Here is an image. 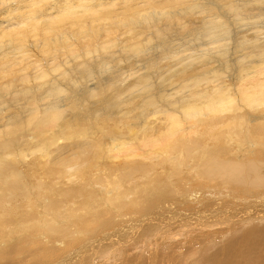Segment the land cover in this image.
<instances>
[{"label": "bare ground", "instance_id": "1", "mask_svg": "<svg viewBox=\"0 0 264 264\" xmlns=\"http://www.w3.org/2000/svg\"><path fill=\"white\" fill-rule=\"evenodd\" d=\"M0 8V264H78L98 241L81 244L90 217L145 222V206L128 209L151 192L148 180L189 199L203 177L242 186L264 206V0H0ZM197 24L215 39L208 48L194 43ZM174 25L193 43L175 45ZM134 60L161 66L162 82ZM239 208L226 216L264 220ZM53 234L64 239L53 243ZM26 241L28 249L12 246ZM243 242L241 260L260 245ZM256 250L247 261L264 264Z\"/></svg>", "mask_w": 264, "mask_h": 264}, {"label": "rangeland", "instance_id": "2", "mask_svg": "<svg viewBox=\"0 0 264 264\" xmlns=\"http://www.w3.org/2000/svg\"><path fill=\"white\" fill-rule=\"evenodd\" d=\"M2 13L3 10L0 8V22L3 20L2 16H5L6 14ZM198 25L199 24H197L196 28L200 32V39L197 38V42L195 41L194 43L197 45V49L198 47L200 49L208 48L210 45L208 42H214L215 39H210V36L207 35L205 30L200 31V28H204L200 25L199 27ZM172 30L174 33H172L173 35L171 37L175 45L179 38L180 40L188 41L192 37V35H188V33H185L182 29H178L176 25L172 26ZM233 30L236 29L233 28ZM150 33L153 34L151 31ZM154 38L153 34L152 39L154 42L151 41L149 43L150 46H154L155 40L156 42L158 41L157 38H155V40ZM191 39L188 42L191 43L192 41L193 43V40ZM99 40L101 39H98V41ZM181 43L182 44L178 46L180 50L186 47L184 42ZM206 43L208 44L206 45ZM230 46L233 47L232 49H236L232 42ZM152 49L155 50L154 47ZM238 49L239 48H237L236 51H238ZM157 50H159V48ZM234 50H230L232 53H230L231 58L233 57ZM236 54L239 56V53ZM233 61V59L229 60L231 63ZM133 63L134 70L137 68H141L142 70L143 68L142 71L146 72L150 69L148 81L152 80V82L155 83L159 80V82H162L159 78V76H164V70L159 69L161 66L152 69L151 66L149 68L144 65L143 62L134 60ZM173 64L175 66L177 65L175 63ZM129 66V64L123 65L124 71L130 72L131 67ZM118 67L121 66L119 65L116 68ZM157 70L160 71L157 72ZM176 86L177 85H173L172 88H175ZM184 91L187 92V90ZM61 94V98H64L66 92H64L63 95ZM148 181L149 182L145 184L150 186L151 192L146 195L140 191L139 197L144 199L139 201L134 207L128 209L132 212L137 206L142 205V208L145 206L146 209L143 208L144 210L141 213L142 216L144 215L146 217L145 222L142 221L144 222L142 225L137 224L136 226L135 224H127L126 222L122 223L121 220L116 221L113 214L109 215L106 212H102L96 217H90L88 224H85L82 227L81 232L83 238L81 244L88 238H96L98 241L95 242L94 248H89L91 251L83 252V260L77 261L78 264H88V262H90L89 264H249L247 257L251 256L253 258L256 249H252L247 256L241 260L239 247L241 246L240 242L243 241L246 245L248 242L255 243V245L260 244L256 245L259 246V249L257 250L261 252L264 258V237H260V233L257 231L259 230V232H261L264 230V220H261L259 216H256V221L252 222L254 224L251 223L249 225L248 217L251 216L243 215V213H240L238 217H236V215L233 217L226 216L227 211H230V209L231 211H234V209H237L238 207H240V212H250L251 210H255L258 212L256 215H260L261 213L259 212H264V206L261 205V201L258 199L257 204L260 205L259 207H254V204H252L254 200L257 199V195L249 196L240 192L238 189L242 188V186L227 184L229 189L222 188L218 186L221 182L217 183L210 179L199 177L196 180L194 179L191 183L192 197L185 199L186 196L182 197L180 189L166 192L164 188L157 187V184L154 181ZM141 185H143V183ZM137 188H139V186H137ZM156 188L160 189L155 191ZM97 196L98 195H95L94 198L98 199ZM125 196L130 197L127 195ZM90 198L91 197L87 198L85 195L84 199L89 201ZM209 199L212 201L209 202ZM197 200L204 201L198 203ZM148 203H150L149 205L151 206H148ZM204 203L208 204V206H202ZM168 206L171 208H168ZM157 207L159 209L154 211L153 209L156 210ZM251 213L252 211L250 214ZM170 216L172 217L170 218ZM149 217L150 220H153L146 222L149 220ZM230 225H232L231 228L229 227ZM63 233H65L66 237L70 239L71 231L65 230ZM51 237L53 243L54 241L64 239V236L57 234H53ZM37 242L33 243L37 244ZM12 246L17 250L28 249L29 247L28 241L20 242L17 245ZM38 246L41 247L39 244ZM2 249L4 250L6 248L4 247ZM83 261L85 263H83ZM260 263L264 262L261 261ZM71 264H74V262Z\"/></svg>", "mask_w": 264, "mask_h": 264}]
</instances>
